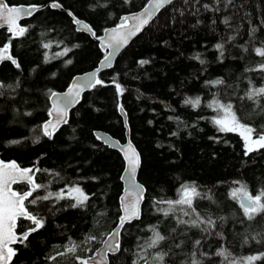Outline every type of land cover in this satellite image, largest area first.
<instances>
[{"label": "trees", "instance_id": "obj_1", "mask_svg": "<svg viewBox=\"0 0 264 264\" xmlns=\"http://www.w3.org/2000/svg\"><path fill=\"white\" fill-rule=\"evenodd\" d=\"M8 1L43 7L24 21L28 33L11 41L12 53L18 57L21 68H15L10 61L0 66V81L11 85H15L17 79L20 82L14 93L9 89L0 96V153L4 159H16L23 166L40 168L37 182L48 185L47 191L59 192L66 186L78 185L87 194H95L86 208H72L73 201L67 199L30 206L31 211H38L45 218L46 224L29 237L27 246H16L18 255L12 264H77L71 253L53 261L47 257L63 252L70 239L80 245L75 255L89 257L118 223L125 161L119 151L97 139L94 131L105 130L123 141L125 126L119 113L120 106L127 111L132 138L141 153L139 179L147 192L141 220L126 225V230L122 231L121 245L125 251L111 256L109 264H132L139 242L137 238L146 241L151 235L146 226L163 219L153 208L154 200L175 199L177 189L184 182H195L204 189H212L219 206L210 205L208 201L199 203L215 215L226 217L223 224L225 240L209 239V251L214 252L224 243L236 257L264 252V244L243 243V236L264 232V220L257 218L251 227L247 221L240 224V210L227 195L234 180L246 182L253 194L264 187V150L245 156L244 143L238 134L219 133L210 123L209 118L215 115L214 112L204 106L193 110L183 105L186 96L211 100L217 89L206 87L204 82L217 77L237 85L222 92V98L240 103L236 96L247 86L243 79L244 68L252 66L259 58L254 54H243L245 58L239 59L241 49L226 45L227 58L223 63L218 62V53L213 46L228 33L220 23L224 13L217 14V24L213 26L212 13L201 9L199 17L193 16L183 0H174V6L185 9V15L181 17L178 11L174 12L173 6L162 10L119 54L114 66L102 72L101 80L105 86L84 93L82 101L71 111L68 123L49 139L39 128L48 118L49 91L65 89L75 74L93 68L106 54L96 37L77 31L68 12L88 21L100 36L106 27L118 21L121 14L141 8L148 0H131V3L124 0H58L63 10L48 7L52 0ZM205 2L209 0H201V3ZM247 11L251 14L248 19L259 24L264 18V0H247ZM197 18L202 23L197 25ZM248 26V20H245L241 29L243 35L237 37L235 44L248 39ZM10 35L6 29H0V45L8 42ZM257 35L264 39V31ZM43 43H51L52 47L44 49ZM64 47L72 51L56 57L55 54L62 52ZM45 53L49 62H45ZM197 54L206 61L204 65L192 58ZM68 60L72 63H66ZM140 60L150 62L141 66ZM247 75L260 82L259 74ZM113 81L124 89L122 94L118 93ZM26 112L32 114L25 115ZM238 114L246 123L257 128L264 126V114L254 112L249 101H243ZM201 116L205 118L199 119ZM169 117H180L183 123ZM193 124L195 127L191 126ZM172 132H178V135H170ZM55 173L59 175H53ZM15 187L27 190L26 185ZM44 194V189L36 193ZM168 223L165 221L161 225L162 231H166ZM28 224V221H19L18 231L25 230ZM87 236L96 239L84 243ZM154 251L149 249L147 254L151 256ZM172 259L180 264V256ZM213 260L220 264L221 258L214 257ZM255 264H264V260Z\"/></svg>", "mask_w": 264, "mask_h": 264}, {"label": "snow or ice", "instance_id": "obj_2", "mask_svg": "<svg viewBox=\"0 0 264 264\" xmlns=\"http://www.w3.org/2000/svg\"><path fill=\"white\" fill-rule=\"evenodd\" d=\"M124 2L131 3V0H124ZM183 3L193 16L199 17L202 14L201 9L204 12L212 13L211 25L213 26L217 24V14L224 13L220 17V23L225 26L228 33L226 37L221 38V42H217L213 46L218 53V62L223 63L227 58L225 56L226 45L241 49L242 55L239 59L245 58L243 54H254L259 58L252 66H245L244 68L243 79L246 81L247 86L242 94L236 96V100L240 102L239 104L234 103L231 98L225 100L221 96L222 92H226L229 88L234 89L237 85L229 84L223 77H217L204 82L206 87L217 89L216 92L212 93L211 100L204 101L201 96H186L183 105L193 110L204 106L214 112L215 115L209 118L210 123L219 133L238 134L244 143L245 156L264 150V126L257 128L246 123L238 114L243 106V101L251 102L254 112L264 114V39L257 35L264 31V18L260 19L259 24L252 23L248 19L251 14L247 11V0H209L205 3H201V0H183ZM196 5H199V7H196ZM47 6L52 8L63 7L58 0H52ZM168 6H173V11H178L181 17L185 15V9L176 8L174 0H149V4L140 13L122 17L119 25L107 31V41L103 44V47L111 50L107 51L101 63L111 66L115 51L127 45L131 36L140 33ZM41 7L43 6L31 5L28 8L10 6L5 0H0V27L6 26L7 31L11 34L8 42L0 47V63L10 61L15 68H21L19 60L11 54V41L22 38L28 33L29 28L22 26L19 21L25 17L33 16ZM68 15L79 26L77 31L86 30L91 32L98 40L103 39L97 36L89 25L76 18L71 11L68 12ZM174 19L175 17H173ZM245 20H248L249 24L246 30L248 39L242 44H235L237 37L243 35L241 29ZM200 23L202 21L197 18L196 24ZM212 30L215 31V27ZM42 47L50 49L52 44L43 43ZM70 51H72L71 48L64 47L62 52L56 53L55 56H66ZM192 58L198 60L201 65L206 63L205 60L201 59L200 54ZM232 58L237 59V57ZM44 59L45 62H49L47 53H45ZM149 62V60H140L138 63L143 66ZM66 63L71 64L72 61L68 60ZM99 71L100 69H97L95 73H90L76 80L63 94L49 91V99L51 100V107L48 109L49 119L39 126L44 136L52 139L59 127L68 123V109L79 103L81 93L84 90L105 86V82L97 76ZM248 73L259 74L260 82L257 83L256 78L247 75ZM113 83H115L118 93L122 94L124 89L121 85L115 81ZM19 86L18 79L15 85L0 81V96H4L9 89L14 93ZM11 98L14 99V96ZM121 111H123L122 107ZM24 114L31 115L32 113L26 112ZM204 118L199 117V119ZM169 119H175L179 123H183L180 117H169ZM191 126L195 127V124ZM170 135L177 136L178 132H172ZM97 139H102V137L97 136ZM209 139L217 138L209 137ZM10 143L15 144L19 141H11ZM121 151L124 153L128 164L127 171L131 183L121 197L122 214L118 218L116 228L104 241L106 247L104 252L100 254V260H97L95 255L89 257L75 255L80 245L71 239L69 244L65 245L63 252H57L55 255L47 257L48 260L53 261L59 256L71 253L75 256L77 264H109L107 260L109 254L115 257L118 253L125 251L122 249L120 241L121 233L126 230V225L141 220L140 206L144 200L146 190L143 185L135 183V174L140 166L139 154L131 143L126 148L121 147ZM41 171L38 167H21L16 161L5 162L0 160V264H12L13 258L18 255V249L14 248L13 245L27 246L26 242L29 241V237L45 227V218L38 211H31L30 206L43 201L55 200L58 203L60 200L67 199L73 201L70 204L72 208H86L92 195H95L94 193L87 194L78 185L66 186V188L60 189L59 192L47 191L48 185L38 183L36 179V173ZM53 175L59 174L55 173ZM18 184L26 185L27 190L14 189L13 185ZM232 184L234 186L230 187L227 195L228 199L233 201L240 210L241 219L239 223L244 224L247 221L249 227H251V223L257 221V218L264 220V187L259 188L253 194L246 182L234 180ZM42 189L46 190V194L36 195ZM200 201H208L210 205L219 206L212 189H204L195 182L182 183L177 189L175 199L159 198L154 200L153 208L163 219L158 220L156 224L146 226L147 231L151 233L146 241H140V238H137L139 242L136 245L132 264H176V261L172 259L173 256L181 257L180 264H215L214 257L221 258L220 264H255L258 260H264V252L236 257L225 247L224 243H221L214 252L209 251V239L225 240L223 224L226 217L215 215L206 207L202 208ZM18 221H28L30 224L24 231L18 233L16 230ZM165 221L169 223L165 226L166 231H162L161 225ZM95 239V236H87L84 243H91ZM250 242L264 244V232L243 236L244 244ZM149 249L155 250L151 256L147 254Z\"/></svg>", "mask_w": 264, "mask_h": 264}, {"label": "water", "instance_id": "obj_3", "mask_svg": "<svg viewBox=\"0 0 264 264\" xmlns=\"http://www.w3.org/2000/svg\"><path fill=\"white\" fill-rule=\"evenodd\" d=\"M5 2H6L7 4H9L10 6H20V7H24V8H28V7L31 6V5H38V4H28V3H10L8 0H5ZM148 4H149V0L147 1V3H146L143 7L139 8V9H137V10H132V11L124 12L123 14H121V16L119 17L118 21H117L115 24L106 27V28L104 29L103 33L99 36V37H102L103 39H102V40H98V39L96 38V40L99 42L100 47H101L103 50H108V51H110L111 49H105V48L103 47V44L107 41V31H108V30H111V29L115 28L117 25H119V24L121 23V18H122V17H124V16H126V15H127V16H131V15H133V14L140 13V12L144 9V7H145L146 5H148ZM42 6H43V5H42ZM41 8H42V7H41ZM41 8H40V9H41ZM58 9L63 10L64 8L62 7V8H58ZM157 16H158V15H157ZM31 17H32V16H31ZM31 17H25V18L21 19V20L19 21V23H20L22 26H25V25H24V21L30 19ZM75 17H76V16H75ZM76 18H78V17H76ZM78 19H79L80 21H82L83 23H85V24H87V25H89V26L91 27V25H90L87 21H85V20H83V19H80V18H78ZM150 24H151V22H150ZM150 24H149V25H150ZM75 25H76V28L79 27L77 24H75ZM149 25H148V26H149ZM148 26H146V27H145L140 33H138L137 35H135V36H131V37L129 38V41H128L127 45H125V46L121 47L119 50L115 51V53H114V55H113V57H112L111 66H108V65H106V64H102V63H101V62L104 60V57H105V56H104V57L98 62V64H97L96 66H94L93 68L75 74V75L72 77V79L70 80L69 84L65 87V89H63V90H55V91H53V92H56V93H59V94H63V93H65V92H67L68 88H69L74 82H76V80H78V79H80V78H83V77L87 76V75L90 74V73H95L97 69H100V71L97 73V76H98L99 79H101V74H102V72H104L105 70H108V69H110L111 67H113L114 64H115V62H116L117 57L119 56V54L122 53V52H123V51H124L129 45H130V43H131L136 37H138V36H139V35H140V34H141V33H142V32H143ZM91 28H92V27H91ZM0 29H6V30H7V27H6V26H5V27H0ZM92 30L95 31L93 28H92ZM82 31H83V32H86L87 34L92 35L91 32H88V31H86V30H82ZM92 36H93V35H92ZM3 45H4V44L0 45V47H2ZM11 54L13 55V53H12V48H11ZM13 56H14V55H13ZM14 57L17 58L16 56H14ZM17 59H18V58H17ZM4 62H6V61H4ZM2 63H3V62H2ZM2 63H0V66L2 65ZM91 89H92V88H90V89H86V90H84V91L81 93V96H80V99H79V103L82 101V98H83L84 93H86L87 91H89V90H91ZM49 101H50V107H51V100L49 99ZM79 103H76L75 105L71 106V107L68 109V117H67L68 121H69V119H70L71 111H72V110H73V109H74ZM121 107L123 108V111H121ZM119 113H120V115H121V117H122V119H123V124H124V126H125V139H124L123 141H121L120 139L114 137L112 134H110L109 132H107V131H105V130H100V129H99V130H95V131H94V134H95L96 137H97V136L102 137V139H99L101 142H103L104 144H106V145L109 146L110 148L119 151V152L122 154L123 158H124V161H125V168H124V170H123V172H122V175H121V180H122V183H123V190H122V193H121V195H120V199H119L120 210H121V197L125 194V189H127V188L130 187V183H131V179H130V177H129V173H128V171H127L128 164H127V161L125 160L124 153L121 151V147H125V148H126L127 145H128L129 143H131V145L135 148L136 152L139 154V156H140V166H139V168L137 169L136 174H135V183L140 184V185H143V187L145 188L146 191H145V193H144V200H145V196H146L147 189H146V186H145V185L140 181V179H139V173H140V169H141V165H142V157H141V153H140L139 149L137 148V146H136V144H135V142L133 141V138H132L131 128H130V123H129V118H128L127 111L125 110V108H124L123 106H120V108H119ZM48 119H49V116H48V118H47L45 121H47ZM64 125H66V124H63L62 126H64ZM62 126H60L59 129H60ZM55 133H56V132H55ZM0 160H3V161H5V162L16 161L21 167H25V168H33V167H37L36 165L23 166V165H22L18 160H16V159H4V158L2 157V155H1V153H0ZM36 179H37V173H36ZM18 185H21V184H18ZM15 186H16V185H13V188L16 189V190H18ZM144 200H143V202H142V204H141V206H140V207H141V213H142V206H143ZM121 214H122V210H121ZM18 225H19V221H18ZM116 226H117V224H116V225L111 229V231L106 235V237L103 239V241L101 242V244L99 245V247H98V248L96 249V251L94 252L93 255L96 256V259H97V260H100V258H101L100 254H102V253L104 252V249H105V247H106V245L104 244V241H105L106 239H108L109 234H110V233L116 228ZM16 230H17L18 233H19V232H22V231H18V227H17ZM23 231H24V230H23ZM121 235H122V233H121ZM120 241H121V236H120ZM17 245H18V244L13 245V247L16 248ZM16 249H17V248H16ZM93 255H91V256H93ZM111 256H112V255L109 254L108 257H107V260H108L109 262H110V257H111ZM13 260H14V258H13Z\"/></svg>", "mask_w": 264, "mask_h": 264}, {"label": "bare ground", "instance_id": "obj_4", "mask_svg": "<svg viewBox=\"0 0 264 264\" xmlns=\"http://www.w3.org/2000/svg\"><path fill=\"white\" fill-rule=\"evenodd\" d=\"M146 3H147V2H146ZM143 6H144V5H143ZM143 6H142V7H143ZM76 17H77V16H76ZM78 18H79V17H78ZM80 19H82V18H80ZM83 20H85V19H83ZM85 21H86V20H85ZM87 22H88V21H87ZM88 23H89V22H88ZM74 24H75V23H74ZM89 24H90V23H89ZM90 25H91V24H90ZM75 26H76V25H75ZM91 27H92V26H91ZM92 28H93V27H92ZM93 29H94V28H93ZM102 50H103V49H102ZM103 51H105L106 54H107V51H108V50H103ZM106 54H105V55H106ZM105 55H104V56H105ZM104 56H103V57H104ZM17 58H18V57H17Z\"/></svg>", "mask_w": 264, "mask_h": 264}, {"label": "flooded vegetation", "instance_id": "obj_5", "mask_svg": "<svg viewBox=\"0 0 264 264\" xmlns=\"http://www.w3.org/2000/svg\"><path fill=\"white\" fill-rule=\"evenodd\" d=\"M7 31V30H6ZM8 32V31H7ZM9 33V32H8ZM29 225V224H28Z\"/></svg>", "mask_w": 264, "mask_h": 264}]
</instances>
